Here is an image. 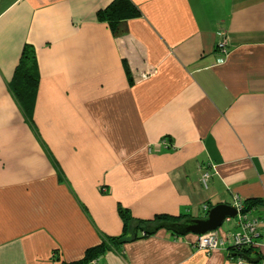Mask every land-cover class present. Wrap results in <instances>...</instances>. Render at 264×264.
Returning a JSON list of instances; mask_svg holds the SVG:
<instances>
[{
  "label": "crops",
  "instance_id": "crops-1",
  "mask_svg": "<svg viewBox=\"0 0 264 264\" xmlns=\"http://www.w3.org/2000/svg\"><path fill=\"white\" fill-rule=\"evenodd\" d=\"M113 1L0 0V264L72 262L102 242L89 264H237L193 233L112 237L121 207L181 221L235 195L260 201L264 235V0H131L120 35L99 16ZM25 46L33 122L10 88Z\"/></svg>",
  "mask_w": 264,
  "mask_h": 264
},
{
  "label": "trees",
  "instance_id": "trees-1",
  "mask_svg": "<svg viewBox=\"0 0 264 264\" xmlns=\"http://www.w3.org/2000/svg\"><path fill=\"white\" fill-rule=\"evenodd\" d=\"M140 14L137 6L131 0H115L108 7L103 9L99 16L101 19L106 20L116 35H120L125 31V21L129 18L136 17ZM39 85V72L35 52L29 46H25L20 61L16 67L14 76L12 78L10 88L25 112L27 118L33 122V112L38 92ZM260 201L246 202L245 211H249L251 205L258 204ZM120 215L124 221V233L119 237H112V243H123L127 240L137 237V233H132V226L134 224L141 228L143 225H152L162 221H179L178 218L173 216L159 215L150 220H135L129 211L125 208H120ZM170 217V218H169ZM127 235V236H126ZM147 235V234H145ZM110 248L108 243L102 242L99 245L91 247L86 250L85 256L82 259L65 262L60 264H89L102 255L107 249ZM247 256L251 255V249H244V252H231V256Z\"/></svg>",
  "mask_w": 264,
  "mask_h": 264
},
{
  "label": "built area",
  "instance_id": "built-area-1",
  "mask_svg": "<svg viewBox=\"0 0 264 264\" xmlns=\"http://www.w3.org/2000/svg\"><path fill=\"white\" fill-rule=\"evenodd\" d=\"M225 43L226 41L223 38L218 43V48L223 54L227 53ZM220 61H224V58H221ZM163 144H166L165 140H163ZM210 177V171L205 168L200 177V181L204 187H208ZM234 199L233 205L237 208V215L235 217H227L225 221H233L236 229L226 232L224 236L220 235L218 230L200 234L197 236L194 246L208 253L222 249L232 258L234 256L230 255L231 252H244V249H251V255L253 254V257H260L259 261L253 264H264L263 222L259 217L250 216L249 211L244 210L245 204L239 195H235ZM204 209L207 211L208 207L204 206ZM236 259L237 264H246L249 262L242 256H236Z\"/></svg>",
  "mask_w": 264,
  "mask_h": 264
},
{
  "label": "water",
  "instance_id": "water-1",
  "mask_svg": "<svg viewBox=\"0 0 264 264\" xmlns=\"http://www.w3.org/2000/svg\"><path fill=\"white\" fill-rule=\"evenodd\" d=\"M237 208L234 205L220 203L210 208L202 217H187L181 221H162L156 224L143 225L141 230L144 234H152L160 228H166L179 235L204 234L208 231L218 230L227 217H235ZM138 229V228H136ZM242 257L251 263L259 261L260 257H251L242 254Z\"/></svg>",
  "mask_w": 264,
  "mask_h": 264
},
{
  "label": "rangeland",
  "instance_id": "rangeland-1",
  "mask_svg": "<svg viewBox=\"0 0 264 264\" xmlns=\"http://www.w3.org/2000/svg\"><path fill=\"white\" fill-rule=\"evenodd\" d=\"M232 226V224H230V222L225 221L222 226L219 229H229Z\"/></svg>",
  "mask_w": 264,
  "mask_h": 264
}]
</instances>
